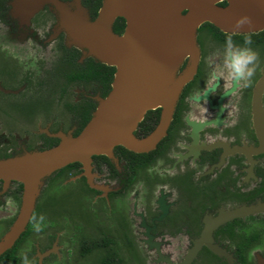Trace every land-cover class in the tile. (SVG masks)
I'll return each instance as SVG.
<instances>
[{"label": "flooded vegetation", "instance_id": "obj_1", "mask_svg": "<svg viewBox=\"0 0 264 264\" xmlns=\"http://www.w3.org/2000/svg\"><path fill=\"white\" fill-rule=\"evenodd\" d=\"M15 1L0 0V160L78 135L111 82L103 94L99 79L74 77L92 58L67 45L50 3L34 10ZM229 37L237 48L250 37L259 55L248 87L228 76ZM195 43V72L154 147L115 145L86 167L52 171L10 242L24 191L0 180V264L25 256L29 264H264V29L228 33L205 22ZM157 110L143 115L135 139L153 131ZM33 215L45 217L40 232Z\"/></svg>", "mask_w": 264, "mask_h": 264}, {"label": "water", "instance_id": "obj_2", "mask_svg": "<svg viewBox=\"0 0 264 264\" xmlns=\"http://www.w3.org/2000/svg\"><path fill=\"white\" fill-rule=\"evenodd\" d=\"M221 2L225 5L219 6ZM43 3L54 7L67 45L112 67L113 74L109 92L97 100L78 135L60 136L58 144L45 151L0 160V180L19 182L24 191L9 242L23 228L40 180L52 171L72 162L86 167L90 156L108 154L115 145L134 152L154 147L170 121L181 87L195 72V31L200 24L207 22L228 33L264 29V0H101L92 19L80 0L15 1L16 6L32 5L34 10ZM116 18L124 23L119 34L111 28ZM184 59L186 66L176 75ZM154 109L160 110L155 128L146 138L135 139L132 131L137 123ZM200 240L205 243L204 234Z\"/></svg>", "mask_w": 264, "mask_h": 264}, {"label": "clouds", "instance_id": "obj_3", "mask_svg": "<svg viewBox=\"0 0 264 264\" xmlns=\"http://www.w3.org/2000/svg\"><path fill=\"white\" fill-rule=\"evenodd\" d=\"M252 40L250 37L246 38L244 44L249 47L237 48L233 47L231 37L228 39L230 51L225 57L224 65L228 71L230 80L241 83L242 87H248L251 79L255 74L256 66L259 60V55L251 47ZM217 77L213 76V80ZM33 230L40 232L45 227V217L43 215L32 217ZM22 264H29L27 257L22 260Z\"/></svg>", "mask_w": 264, "mask_h": 264}, {"label": "trees", "instance_id": "obj_4", "mask_svg": "<svg viewBox=\"0 0 264 264\" xmlns=\"http://www.w3.org/2000/svg\"><path fill=\"white\" fill-rule=\"evenodd\" d=\"M81 4L87 9L88 15L90 18L95 16L96 9L100 5V0H81ZM123 20L121 18H116L112 24V32L119 34L123 29ZM85 66L83 68L79 67L75 72L74 77H81L82 79L85 78H95L99 79V81L103 84L105 90L104 93L108 90L109 82L111 81V77L113 74V68L101 64L99 62H94L92 59H87L85 62ZM102 94V95H103ZM158 110H152L146 112L144 115V119H147L149 116L157 117ZM88 117V116H87ZM87 117H83L84 120Z\"/></svg>", "mask_w": 264, "mask_h": 264}, {"label": "rangeland", "instance_id": "obj_5", "mask_svg": "<svg viewBox=\"0 0 264 264\" xmlns=\"http://www.w3.org/2000/svg\"><path fill=\"white\" fill-rule=\"evenodd\" d=\"M187 63V62H186ZM176 74V73H175ZM177 75V74H176Z\"/></svg>", "mask_w": 264, "mask_h": 264}]
</instances>
